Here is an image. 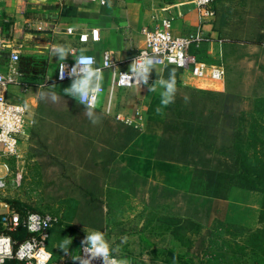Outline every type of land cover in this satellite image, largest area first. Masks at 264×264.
Masks as SVG:
<instances>
[{
    "label": "crops",
    "instance_id": "1",
    "mask_svg": "<svg viewBox=\"0 0 264 264\" xmlns=\"http://www.w3.org/2000/svg\"><path fill=\"white\" fill-rule=\"evenodd\" d=\"M260 1V0H258ZM28 13L21 14V0H0V27L3 29L0 41H12L19 49L21 56L28 57L44 65L45 76L51 79L50 85H57V91L71 84V80L58 82L55 79L58 65L62 62L50 53V46L62 44L75 50L76 54L94 55L99 66L103 63L105 51H110L117 69L129 71L133 57L143 45L141 29L154 24V16L166 13L175 15L174 30L176 34L187 35L197 27V11L191 8L188 0H112L111 7L87 0H27ZM250 0H215L216 18L206 25L207 33L213 41L205 43V55L200 60L212 63L222 62L229 72V62L235 57L238 66H250L253 73L259 74L252 86L245 82L229 84V75L223 81L197 79L189 71L175 66L159 67L153 71L152 85L161 77L167 78L170 70H175L177 86H191L214 91H230L247 97L264 96V42H252L246 36L243 27L255 24L258 15L264 17V5H250ZM30 17L45 23L43 31L31 34L22 32L11 37L10 23L15 19ZM264 21V20H263ZM98 29V39H93L91 31ZM264 32V29H262ZM87 34V41H81L80 35ZM232 36V39L229 36ZM219 38H225L223 43ZM0 45V59H7L10 48ZM48 45L49 48L44 46ZM195 51L198 49H194ZM236 53L237 56L234 54ZM74 60L72 54L66 62ZM244 71V70H243ZM242 71V72H243ZM248 73V71L246 70ZM263 76V77H262ZM112 70L104 68L103 92L100 95L96 113L101 117L100 123L93 125L85 114L64 116L60 123L77 122V132L82 139H90L93 146H83L80 154L72 153L71 161H77L80 169L126 168L133 173L146 176L154 184L162 185L187 193L189 199H198L199 195L189 194L193 166L158 160L155 157L160 141L166 108L157 114L160 105V91L150 93L148 87H116L111 91ZM46 88V87H45ZM40 87L32 86L25 94L20 86H13L10 91L12 100H21L28 105L29 115L40 101L37 92ZM41 88L40 90H43ZM74 101H76L73 98ZM77 102V101H76ZM110 108V109H109ZM140 112V116L137 115ZM136 118L139 127L127 124L118 116ZM134 126L141 130L140 135L123 150L112 146L113 138L117 139L119 127ZM74 131V130H72ZM74 136V135H73ZM76 155H78L76 157ZM213 204L211 211L206 212L213 220L219 218L222 224L237 225L251 231L264 227L263 205L264 194L261 191L233 187L227 199L205 197ZM264 244V238H263ZM132 264H138L133 261Z\"/></svg>",
    "mask_w": 264,
    "mask_h": 264
},
{
    "label": "rangeland",
    "instance_id": "2",
    "mask_svg": "<svg viewBox=\"0 0 264 264\" xmlns=\"http://www.w3.org/2000/svg\"><path fill=\"white\" fill-rule=\"evenodd\" d=\"M250 2V5H264V0ZM263 20L264 17L258 15L255 24L243 27L252 42H264ZM229 37L232 39L231 35ZM236 59L229 62V74L227 67L229 84L238 79L247 87L252 86L259 74L253 73L252 63L241 67ZM247 99L246 108L253 104L252 100L256 101L251 110L259 122L256 129L248 124L247 131H257L264 139V97ZM53 105L57 108L54 110L48 105L44 107L45 113L55 114L45 115L40 101L30 112L20 155L6 159L9 164L5 178L7 187L0 193V199L11 206L51 211L59 216L60 223L54 227L50 241L52 259L49 264H78L72 258L80 255L81 241L86 232L92 230L103 231L112 247L119 248L114 254L132 263L174 264L175 257V264H264V233L259 229L251 231L222 224L219 218L210 219L206 212L211 211L213 204L205 197L191 200L183 192L176 193L154 184L146 176L130 171L124 174L123 169L115 171L118 181H107V185L100 178H94L92 170L78 168L77 161L68 159L69 150L65 155L57 152L59 146H55L54 140L63 135L72 137L71 141H81L80 135L72 131L77 130L78 123L69 121L65 123L68 128H62L61 123L52 119L84 113L85 106L75 101ZM252 142L243 144L242 148L264 153V144ZM76 147L72 151L78 155L85 148ZM91 192L102 202H90L91 195L87 193ZM99 212L103 213L101 223L89 218L99 216ZM89 222L94 224L89 225ZM125 237L126 242H122ZM66 238L72 239L70 255L60 249Z\"/></svg>",
    "mask_w": 264,
    "mask_h": 264
},
{
    "label": "trees",
    "instance_id": "3",
    "mask_svg": "<svg viewBox=\"0 0 264 264\" xmlns=\"http://www.w3.org/2000/svg\"><path fill=\"white\" fill-rule=\"evenodd\" d=\"M201 48L196 51L194 50L199 59H202L206 52L205 48ZM19 66L25 72V80L31 86H38L46 78L44 65L37 63V61L34 62L31 58L21 56ZM48 90L47 87L43 89V91ZM57 93L61 95L60 103L74 101L72 97L64 93L59 91ZM184 97L189 98L187 102H185ZM247 98L251 97H245L239 93L230 91H214L191 86H177L175 102L166 108L162 133L155 157L158 160L193 166L189 194L227 199L231 189L235 186L258 190L264 194V153L258 151H253L252 153L242 148L243 144L250 143V141H253L252 144H264V139L257 134V131L252 133L247 131L248 124L256 129L257 123H259L256 115L251 110L252 107L253 109L255 108L254 103L256 104V101L252 100L253 104H250L246 108L245 105L249 100ZM256 98L254 97V99ZM40 103L43 113H45L44 107L48 105H52L54 110L57 108L50 100H40ZM51 114L55 113H45V115ZM80 114L83 115L84 113ZM64 116L68 115L54 117L52 121L60 123ZM62 128H68V126L66 125V127ZM140 133L141 130L134 126L119 127L117 139L113 138L112 146H117L119 150H123ZM71 139L72 137H65L63 135L60 138L54 137L57 144L55 146H59L57 152L65 155L69 150L68 152L73 157L71 154L74 153L72 149L77 148L76 146L81 147L85 144L93 146L90 139L86 140L81 137L82 140H79V142L78 140L71 141ZM85 170H92V176L100 178L106 184L107 181L114 183L116 180L118 181L116 178L117 174L114 175L116 170L106 168ZM123 171H126L124 174H127L130 170L123 168ZM166 190L168 189L166 188ZM175 192L181 193L179 191ZM87 194L91 195L90 202H102L93 197L92 192L91 194ZM182 194L187 195V193ZM13 207L23 213L26 210L43 213V211L28 209L23 206ZM91 210L95 211L94 208ZM99 213H101L99 216L95 215L96 217H94V215H90L89 218L101 223L103 221V213ZM262 218L264 221V211ZM59 223L60 220L57 225ZM92 223L89 222V225ZM91 226L96 227L97 225ZM259 230L264 233V227Z\"/></svg>",
    "mask_w": 264,
    "mask_h": 264
},
{
    "label": "built area",
    "instance_id": "4",
    "mask_svg": "<svg viewBox=\"0 0 264 264\" xmlns=\"http://www.w3.org/2000/svg\"><path fill=\"white\" fill-rule=\"evenodd\" d=\"M21 1L23 5H19V12L27 14L28 2L27 0ZM87 1L101 4L100 0ZM188 2L191 8L197 11L196 29L187 35L176 34L174 30L175 15L172 13H166L161 17L155 15L154 24L141 29L143 45L133 59L146 52L149 55L160 57L156 68L175 66L181 70L189 71L197 79L207 78L212 81H223L227 74L225 65L222 62L212 64L204 62L193 51L199 49L203 44L213 41L212 36L206 31V25L216 18L215 0H188ZM44 24L30 17L15 19L10 23L11 37H16L22 32L39 33L43 31ZM2 34L3 29L0 27L1 39H3ZM91 34L93 39H98V29H92ZM88 37L87 34H81L80 40L87 41ZM225 40V38H219L220 43ZM5 41H0V45L2 46L1 42H3L5 48H10V53L6 60L0 59V193L7 187L5 178L9 164L6 159L20 155L21 142L26 136L29 123V108H24L23 101L10 98L11 87L20 86L22 93L25 94L33 86L25 80V72L19 66L21 57L19 49L12 41L7 43ZM83 54L95 57L91 54ZM95 60L96 66L101 68H104L106 60L112 65V67H107L112 70L111 91L116 87L138 86L135 83L120 84L119 71L120 73L129 71L117 70L110 51H105L101 66L98 65L96 57ZM64 63L70 70L71 66L75 64V59L71 62L64 61ZM152 73L149 84L153 81ZM55 79L58 82L71 80L67 77V73L65 79L60 80L59 67ZM50 81L51 79L46 77L37 87L44 88L50 84ZM137 115L140 116V112H137ZM118 118H121V115ZM121 119L127 124L140 126L136 118L129 116ZM30 217H34V219H30ZM59 220V216L51 212L26 210L23 213L0 199V264H49L52 259L50 241L53 229ZM81 255L82 249L79 256ZM117 258L119 257L117 256ZM93 264H102V261L95 260Z\"/></svg>",
    "mask_w": 264,
    "mask_h": 264
},
{
    "label": "clouds",
    "instance_id": "5",
    "mask_svg": "<svg viewBox=\"0 0 264 264\" xmlns=\"http://www.w3.org/2000/svg\"><path fill=\"white\" fill-rule=\"evenodd\" d=\"M101 4H107L111 7V0H100ZM49 48L48 45L44 46ZM83 49L80 50V54L77 55L75 50L70 49L62 44L51 45L50 53L53 57H58L59 61H62L58 65L59 67V78L60 80L67 77L71 79L69 87L64 88L63 92L65 95L74 98L78 104L85 106L84 114L88 120L96 125L100 123L101 117L97 115L96 108L101 93L103 92V81H104V68L112 67L111 64L106 60L104 68L96 66L95 57L83 54ZM69 54L75 59V64L71 66L70 70L64 63ZM160 57L158 55H149L148 53H141L132 60L129 67L128 73H120L121 77L120 84L125 85L128 83H135L138 86L144 85L148 87L150 93L156 92L157 88L160 91V105L157 107L156 112L160 114L162 108L167 107L175 102L177 93V81L175 70H170L167 78L156 79L154 84L149 85V79L152 70H156V65L159 63ZM116 70V71H117ZM113 71V72H116ZM49 90H40L37 95L42 101H51L52 103H59L61 95L57 93V85L52 84L46 86ZM185 102L188 101V97H184ZM28 105L25 104L24 108ZM34 219V217H30ZM30 230H32L30 228ZM87 235L81 241L82 255L73 257V261H78V264H93V261L100 260L102 264H132L127 258H117L114 253L119 252V248H114L110 242L106 239V234L101 230H92L86 232ZM126 237L123 238L122 242H126ZM72 243L71 238H66L60 245V249L65 255H70L69 246ZM175 264V257H174Z\"/></svg>",
    "mask_w": 264,
    "mask_h": 264
}]
</instances>
